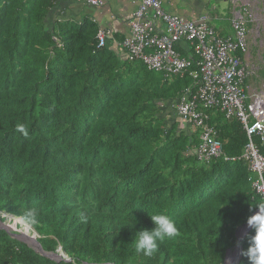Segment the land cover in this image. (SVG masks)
I'll return each mask as SVG.
<instances>
[{
	"label": "trees",
	"instance_id": "1",
	"mask_svg": "<svg viewBox=\"0 0 264 264\" xmlns=\"http://www.w3.org/2000/svg\"><path fill=\"white\" fill-rule=\"evenodd\" d=\"M57 4L0 0V219L20 218L68 259L0 229V264H223L264 204L247 163L232 160L247 142L242 123L197 102L224 153L197 160V130L168 110L194 80L97 47L96 25L52 15ZM33 207L36 224L25 219ZM161 211L179 235L135 255V232Z\"/></svg>",
	"mask_w": 264,
	"mask_h": 264
},
{
	"label": "built area",
	"instance_id": "2",
	"mask_svg": "<svg viewBox=\"0 0 264 264\" xmlns=\"http://www.w3.org/2000/svg\"><path fill=\"white\" fill-rule=\"evenodd\" d=\"M77 1L91 6L103 4L102 0ZM137 3L129 32L115 47L121 48L128 59L142 61L150 70L188 74L194 80L196 89L186 90L174 108L177 117L197 130L199 143L194 150L197 160L224 156L222 142L197 102L207 108L218 107L226 117L240 120L247 142L241 155L232 160L247 163L252 189L264 202V103L260 94L248 98L243 87L250 72L244 57L249 49L247 24L253 17L251 11L246 8L237 11L231 20L232 33L219 36L204 19L189 21L166 12L161 0H137ZM109 34L108 30L97 31V47L107 44ZM181 45L190 57L181 55L177 49ZM245 252L241 249L233 264L247 259Z\"/></svg>",
	"mask_w": 264,
	"mask_h": 264
},
{
	"label": "crops",
	"instance_id": "3",
	"mask_svg": "<svg viewBox=\"0 0 264 264\" xmlns=\"http://www.w3.org/2000/svg\"><path fill=\"white\" fill-rule=\"evenodd\" d=\"M101 6H91L77 0H58L56 9L52 15H60L62 19H84L92 21L98 30L104 29L110 32L107 44L116 48L119 42L128 34L129 23L132 14L137 9V0H102ZM163 9L171 14L178 15L185 20L197 21L204 19L219 36H227L232 33L231 20L239 11L257 9V0H161ZM261 1V0H260ZM264 7V2H263ZM262 7V8H263ZM261 10V9H259ZM117 49V48H116ZM178 51L184 56H189L184 46H178ZM190 57V56H189ZM246 92L251 98V92ZM256 93V92H255ZM253 94V93H252ZM175 104L171 107L176 114ZM173 108V109H172ZM177 118V115H175Z\"/></svg>",
	"mask_w": 264,
	"mask_h": 264
},
{
	"label": "clouds",
	"instance_id": "4",
	"mask_svg": "<svg viewBox=\"0 0 264 264\" xmlns=\"http://www.w3.org/2000/svg\"><path fill=\"white\" fill-rule=\"evenodd\" d=\"M17 130L25 137H28V129L23 124L18 125ZM254 207H256L258 211L247 219L248 226L254 229V235L250 237L249 246L244 255L247 256L249 264H264V204H258ZM1 217H3V220L0 219V221L5 223L6 219H9V221L11 220L12 215L1 214ZM38 217L39 210L38 208L33 207L26 212L25 219L30 224H36L38 223ZM149 218L153 227L150 229L140 228L135 232L134 238L131 242L134 254L137 256L142 255L144 257H152L158 252L160 245L163 244L165 240L175 238L179 235L174 220L166 212L161 211L151 214L149 215ZM17 219L22 222L20 218ZM22 223L24 227L20 226V229H18V226L16 225H21ZM22 223H14L13 221L11 225H8L10 227V232L25 233L27 231V235L34 234L35 237L38 238V235L29 225L24 222ZM135 223L136 221L129 227H134ZM11 233L9 234L11 235ZM58 254H60V258L68 259L61 251L58 252Z\"/></svg>",
	"mask_w": 264,
	"mask_h": 264
},
{
	"label": "rangeland",
	"instance_id": "5",
	"mask_svg": "<svg viewBox=\"0 0 264 264\" xmlns=\"http://www.w3.org/2000/svg\"><path fill=\"white\" fill-rule=\"evenodd\" d=\"M257 1V9H252L253 19L247 24V28L250 30L249 50L244 57V62L246 63L250 72L244 81L243 87L245 89V92L249 91V89L255 88V90H250L253 91L250 94L251 96L256 94H264V0ZM255 13L256 16H258L257 20L254 18ZM168 110H171L170 107L168 108ZM13 221L14 223L23 222L12 216L10 221L9 219H6L5 224L11 225ZM16 226H18V229H20V226L24 227L23 223Z\"/></svg>",
	"mask_w": 264,
	"mask_h": 264
},
{
	"label": "water",
	"instance_id": "6",
	"mask_svg": "<svg viewBox=\"0 0 264 264\" xmlns=\"http://www.w3.org/2000/svg\"><path fill=\"white\" fill-rule=\"evenodd\" d=\"M256 212H254L253 214H255ZM0 229H3L5 231L11 233L10 227L8 225H6L3 221H0ZM251 229L252 228L250 226H248V224H246L244 227H242L239 230L238 243L235 245V247L233 249H229L226 251V256H225V260H224L223 264H233L235 262L237 254L242 249L240 242L250 232ZM11 235L13 237H15L16 239H18L19 241L27 244L28 246L33 247L36 252H38L39 254H41L45 257L51 258V259L56 260V261H58L60 259V254H58L56 252L55 253L45 252L42 249L40 243L37 241V238L35 237L34 234L27 235L26 232L25 233L24 232H18V233L12 232Z\"/></svg>",
	"mask_w": 264,
	"mask_h": 264
},
{
	"label": "flooded vegetation",
	"instance_id": "7",
	"mask_svg": "<svg viewBox=\"0 0 264 264\" xmlns=\"http://www.w3.org/2000/svg\"><path fill=\"white\" fill-rule=\"evenodd\" d=\"M256 13H257V12H256ZM256 13H255V15H254V18L257 20V17H258V16H256ZM252 19H253V17H252ZM251 21H252V20H251ZM248 50H249V49H248Z\"/></svg>",
	"mask_w": 264,
	"mask_h": 264
},
{
	"label": "bare ground",
	"instance_id": "8",
	"mask_svg": "<svg viewBox=\"0 0 264 264\" xmlns=\"http://www.w3.org/2000/svg\"><path fill=\"white\" fill-rule=\"evenodd\" d=\"M262 100H263V103H264V94L262 95ZM26 233H27V231H26Z\"/></svg>",
	"mask_w": 264,
	"mask_h": 264
}]
</instances>
